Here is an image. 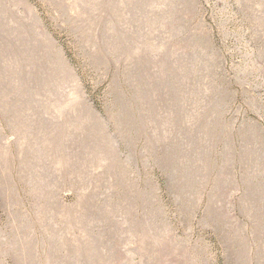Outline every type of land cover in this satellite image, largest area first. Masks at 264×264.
Segmentation results:
<instances>
[{"label":"rangeland","instance_id":"obj_1","mask_svg":"<svg viewBox=\"0 0 264 264\" xmlns=\"http://www.w3.org/2000/svg\"><path fill=\"white\" fill-rule=\"evenodd\" d=\"M0 264H264V0H0Z\"/></svg>","mask_w":264,"mask_h":264}]
</instances>
